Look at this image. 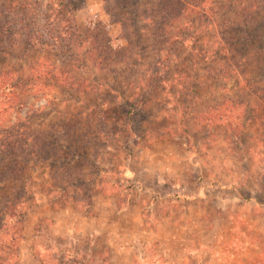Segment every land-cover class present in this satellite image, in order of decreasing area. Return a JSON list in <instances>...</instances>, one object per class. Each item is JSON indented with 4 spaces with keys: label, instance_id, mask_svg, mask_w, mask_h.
<instances>
[{
    "label": "rangeland",
    "instance_id": "1",
    "mask_svg": "<svg viewBox=\"0 0 264 264\" xmlns=\"http://www.w3.org/2000/svg\"><path fill=\"white\" fill-rule=\"evenodd\" d=\"M161 4L0 0V264H264V0Z\"/></svg>",
    "mask_w": 264,
    "mask_h": 264
},
{
    "label": "trees",
    "instance_id": "2",
    "mask_svg": "<svg viewBox=\"0 0 264 264\" xmlns=\"http://www.w3.org/2000/svg\"><path fill=\"white\" fill-rule=\"evenodd\" d=\"M160 2L162 3L161 5L163 6L164 11L165 8L168 7V11H170V13H168V16H170V20L174 19V17L176 18L177 13H180V15L177 16H182L187 8L200 9L203 11L206 4V0H160ZM173 8H175L177 11L174 12ZM75 11H77V9H75ZM65 22L69 23L70 21ZM85 82L86 81H84L83 83ZM79 87H82V83H79Z\"/></svg>",
    "mask_w": 264,
    "mask_h": 264
}]
</instances>
